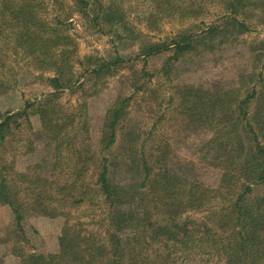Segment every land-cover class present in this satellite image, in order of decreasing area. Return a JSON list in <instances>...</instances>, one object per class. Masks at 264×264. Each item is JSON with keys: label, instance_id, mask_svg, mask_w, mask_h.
<instances>
[{"label": "trees", "instance_id": "16d2710c", "mask_svg": "<svg viewBox=\"0 0 264 264\" xmlns=\"http://www.w3.org/2000/svg\"><path fill=\"white\" fill-rule=\"evenodd\" d=\"M209 1L135 3H150L155 13L145 16L150 26L164 17L203 19L207 10L202 6ZM211 1L222 3L223 12L205 30L180 32L168 43L141 41L139 54L151 56L173 47L169 63L199 44L211 49L216 40L222 43L234 33L251 30L247 20L251 16L264 24V0ZM42 3L0 0V94L17 80V72L4 60L9 51L36 71L51 73L45 79L52 91L43 99L26 101L25 109L0 116L1 144L11 131L10 123L22 115L28 120L27 109L33 107L41 133L54 148L50 176L19 172L15 178L0 177V201L14 215L13 253L19 264H264V41L249 45L250 67L240 74L237 85L213 89L186 84L178 92L177 111L186 124L211 134L202 147L221 171L215 187L177 173L170 166L167 143L144 151L136 133H129L130 179L118 182L111 177L110 157L103 154L116 142L131 96H118L106 110L99 141L90 148L85 102L71 113H62L58 102L61 91L74 88V42L63 20L52 23L42 16ZM74 3L94 23L134 33L117 1ZM78 62L83 75L98 77L111 73L124 59L116 54L107 59L87 56ZM79 134L83 141L72 142L71 136ZM33 168L41 169L39 164ZM87 173L90 182L85 184ZM23 203L44 215L64 217L57 252L29 249L21 224ZM97 205L103 208L99 218L94 214ZM81 217L105 226V236L76 228L84 223Z\"/></svg>", "mask_w": 264, "mask_h": 264}, {"label": "rangeland", "instance_id": "374dc122", "mask_svg": "<svg viewBox=\"0 0 264 264\" xmlns=\"http://www.w3.org/2000/svg\"><path fill=\"white\" fill-rule=\"evenodd\" d=\"M107 1L121 4L133 34H128L119 27L111 29L102 23H94L89 16L78 11L74 0H42V16L52 23L57 18L63 20L64 29L71 36L75 47L72 60L75 71L74 88L60 92L58 102L61 112H75L77 106L85 102L89 131L86 142L90 148H95L106 110L118 96H131L126 107V118L117 129L116 142L108 153L103 154L112 161L111 177L118 182L130 179L128 157L131 152L128 145L132 138L129 133H136L137 141L143 143L144 151H154L158 145L167 143L171 151L170 166L177 173L203 185L215 187L221 171L211 164V156L206 155V149L202 147L211 134L186 124L177 111L178 92L186 84L213 89H227L237 85L240 74L250 67L249 45L264 41V24L258 21L257 16H251L247 19L250 20L251 30L241 34L234 33L222 43L216 40L211 49H204L199 44L192 51L175 60L170 59L167 63L173 47L168 51L143 56L139 54L141 41L168 43L183 31L199 34L222 16V3L211 0L203 3L202 7L207 10L202 14L203 19L190 17L179 20L163 16L155 25L148 26L145 16L154 13L149 2L136 4L135 0H104L105 3ZM182 1L185 5L189 3V0ZM201 21L204 22L200 23ZM7 54L9 57L5 56L4 60L17 72V82L12 80L8 89L0 94V116L7 112H19L25 109L26 101H39L52 91L45 79L50 76V72L40 73L27 66L21 58H13L10 51ZM116 54L124 62L111 73L98 77L82 74L79 60L87 56L107 59ZM27 112L28 120L22 115L14 123H10L11 131L0 144V177L6 175L9 179L15 178L19 172L29 173L34 177L40 172L44 176H50L53 144L41 133L40 118L33 107L27 109ZM71 141L82 142L83 137L81 134L78 138L71 136ZM65 152L68 151L64 149ZM36 164L41 169L33 168ZM86 177L85 184L90 182L89 173ZM16 186L20 189V183H16ZM25 206L21 224L30 244L29 249L44 254L57 252L58 238L66 223L64 217H50L34 211L29 205ZM102 210L97 205L94 214L98 218L102 217ZM198 213L201 212L195 213L196 217L200 215ZM89 219L90 217H81L84 223L76 228L92 232L93 235L105 236V226H99L88 221ZM13 222L11 208L0 201V264H19V257L13 253L16 241L12 235L15 232L12 229Z\"/></svg>", "mask_w": 264, "mask_h": 264}]
</instances>
